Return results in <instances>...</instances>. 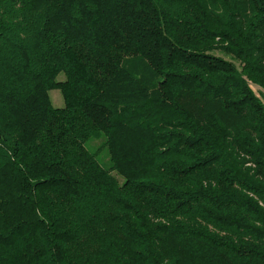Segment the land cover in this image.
<instances>
[{
    "label": "trees",
    "instance_id": "obj_1",
    "mask_svg": "<svg viewBox=\"0 0 264 264\" xmlns=\"http://www.w3.org/2000/svg\"><path fill=\"white\" fill-rule=\"evenodd\" d=\"M252 86L264 0H0V264H264Z\"/></svg>",
    "mask_w": 264,
    "mask_h": 264
},
{
    "label": "rangeland",
    "instance_id": "obj_2",
    "mask_svg": "<svg viewBox=\"0 0 264 264\" xmlns=\"http://www.w3.org/2000/svg\"><path fill=\"white\" fill-rule=\"evenodd\" d=\"M219 55H221V53L218 52ZM228 59V57H227ZM61 78L63 77L62 75L60 76ZM253 91L256 93V95H259V91L258 88L255 86H252ZM49 98L50 101L52 102L53 107L55 108H62L64 106V102L62 99V96L59 92V90H51L49 91ZM260 98L262 99V102H264V95L260 96Z\"/></svg>",
    "mask_w": 264,
    "mask_h": 264
}]
</instances>
